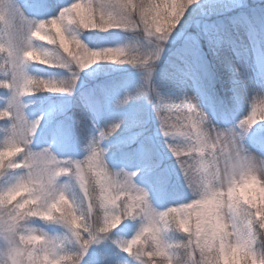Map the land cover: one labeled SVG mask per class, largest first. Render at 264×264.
I'll list each match as a JSON object with an SVG mask.
<instances>
[{
	"label": "clouds",
	"instance_id": "clouds-1",
	"mask_svg": "<svg viewBox=\"0 0 264 264\" xmlns=\"http://www.w3.org/2000/svg\"><path fill=\"white\" fill-rule=\"evenodd\" d=\"M200 2L126 0L122 7H106L108 13L118 18L117 26L112 30L131 36L128 42L116 47L90 48L79 38L78 30H92V22L84 13L79 24L68 28L64 39L70 41L73 48L79 45L78 51L87 49L95 53L93 60L86 61V67L75 63L62 46L47 49L50 52L47 59L33 55L39 65H46L50 60L70 65L77 77L80 72L102 62L128 65L140 73V85L134 93L124 95L120 106L143 101L151 109L163 147L174 160L190 196L187 202L161 210L153 206L149 192L144 189L147 203L137 214L139 228H144L155 238L157 230L152 227L153 223L166 222L159 230V247L166 250V256L155 259L151 264H264V153H253L246 144L250 131L264 126V81L247 93V85L253 77L246 68L242 70V66H233V74L238 78L234 82L245 88V95L240 100L248 105V110L226 127L213 122V117L201 107L197 95L187 92L172 95L156 82L159 63L169 41L180 28L188 10ZM79 6V0H75L61 11L75 14ZM22 8L19 0H0V49L11 48L14 36L17 37L16 44H19L18 37L25 26L19 13L14 15V10ZM48 20L54 21L55 17ZM36 48L45 50L39 45ZM117 49L123 50V54L109 61L108 56ZM6 58V55L0 56V61ZM29 76L71 85L70 78L57 80ZM76 123L82 126L84 122L78 119ZM123 124L124 121L119 120L106 124L102 129L96 128L82 159L60 158L48 148L39 151L47 149L53 159L33 161L31 168H21L9 184L0 187V193L8 192L9 204L0 208V264H61L59 257L72 250L70 233L59 238L54 245L47 242V238L52 236L31 224L33 220L46 222L38 215L29 214L13 229L9 221L14 207L23 209L39 200L40 206L47 208L56 202L58 209L64 206L94 224L99 213L90 216V211L98 209L106 191L124 196L125 191L121 187L124 173H138L111 169L106 161L107 151L102 145L103 141L115 137ZM101 132L105 133L100 143L102 159L95 166L87 165L90 143ZM3 144L4 140L0 147ZM27 151L34 152L29 146ZM20 152H25V149L18 147L8 153L0 152V157ZM77 162L82 165L83 172L74 168ZM135 177V186L141 188L136 185ZM17 185L23 186L9 191ZM124 203L126 200L121 201V207ZM113 223L118 226L119 218ZM145 264L150 262L145 261Z\"/></svg>",
	"mask_w": 264,
	"mask_h": 264
},
{
	"label": "rangeland",
	"instance_id": "rangeland-1",
	"mask_svg": "<svg viewBox=\"0 0 264 264\" xmlns=\"http://www.w3.org/2000/svg\"><path fill=\"white\" fill-rule=\"evenodd\" d=\"M74 2L75 0H54V4L47 7V11L51 12V17H54L58 15L62 8ZM19 3L25 9L29 19L34 21L43 20L42 10L33 6L34 0H19ZM247 10L246 0H210L207 11L209 15L214 17L209 20L200 19L201 21L196 23L192 32L186 28H178L167 45L156 74V82L158 84L168 76V71H166L168 57L175 54V47L179 41L180 45L176 49V55L183 62V68L180 70L177 80L178 93L187 92L188 94L197 95L200 98L201 107L213 117V122L218 123L221 127L232 125L248 110V105L240 100L245 95V88L238 82H234L238 78L233 74V66H242V70L246 68L248 74L253 77L252 82L247 85V93H251L252 89L256 88L261 81H264V19H262V26L260 27L261 24L256 23ZM225 18L229 20L236 34L234 43L229 42L230 40L228 41L221 35L218 22ZM117 39L118 42L126 43L131 39V36L126 33ZM112 43L108 44V46L112 45ZM201 46H203L204 50H201ZM4 55L6 53H0V56ZM34 61L38 63V61ZM31 62L33 61L31 60ZM0 63H3V61H0ZM164 65H166L165 68H163ZM28 68L29 65L26 67V71L30 75ZM124 72H128V74L123 83L112 91L104 92L103 97L106 109L103 113L94 112L86 95L88 87L102 89L97 83L99 80L89 76L86 81L81 72L70 94L60 97L57 93L41 92L24 97L22 102L25 105L24 114L27 120L31 122L38 117H43L29 147L34 152L48 148L60 158L82 159V156L73 154L72 147L66 152L62 144L63 141H69L70 132L66 121L73 97L76 95L79 96L84 106L91 112L90 119L92 118L91 122L94 129H102L116 117H131V121H133L131 130L133 135L139 138L137 163L142 164V169H145L146 167L144 166L148 164L147 168L151 172L145 176L149 171L143 170V176L140 179L135 177V183L138 187L148 191L153 206L161 209V205L159 203L157 205L155 202V194L159 193L158 188L161 186V182L167 181L173 185L179 184L181 187H184V185L175 164L170 162V153L163 147L158 124L153 117L151 109L143 101L137 102L139 110L132 113H127V111L136 101L129 103L126 107L120 106V100L124 95L126 93H134L141 83V75L135 69L127 65L121 73ZM214 77L216 81L211 83ZM44 78L68 79L70 78V71L63 68L61 71H54L53 74H49ZM3 79H6V76L3 70H0V80ZM219 87L223 90V98L221 100H219L217 95ZM9 97L10 92L7 89L0 88V102L3 108L6 107ZM42 102H47V104L42 105ZM113 107L115 110L112 109ZM47 112L56 115L54 125L47 122ZM255 129L257 134L249 133L246 144L253 153L261 154L264 153V145L258 143V137L264 135V126H257ZM148 133H152V135L150 136ZM3 140L4 138L0 139V143H3ZM148 140L153 143L150 155H157V161H144V149ZM118 141L124 142L122 138ZM37 142H39L38 145ZM61 150L65 152V155H63ZM15 158L13 157V159ZM106 161L111 169L120 170L113 167L107 157ZM124 170L128 172L134 171L130 169ZM19 171H16V175L19 174ZM9 175L11 174L6 172V175L4 174L3 176L7 178L10 177ZM4 177L0 178V181L4 180ZM61 179L64 180L66 178ZM129 219H125L124 224ZM31 224L52 237L61 238L68 234L67 229L59 224L46 223L39 220H33ZM113 235L119 240L129 239L122 227L113 232ZM115 237L108 235L106 239L92 245L91 248L94 251L103 246L108 249L114 248L115 244L113 241L116 240ZM82 264L89 263L85 260ZM121 264L133 263L130 258L124 255ZM135 264H140V262L137 261Z\"/></svg>",
	"mask_w": 264,
	"mask_h": 264
},
{
	"label": "snow or ice",
	"instance_id": "snow-or-ice-1",
	"mask_svg": "<svg viewBox=\"0 0 264 264\" xmlns=\"http://www.w3.org/2000/svg\"><path fill=\"white\" fill-rule=\"evenodd\" d=\"M126 0H79V7L75 9V14L71 11H61L54 16L55 20H39L34 21L27 17L25 9H15L14 15L19 13L22 24L25 26L19 35V44H16L17 37H13V46L11 48L0 49V53H6V59L0 63V70H3L6 79L0 80V88L7 89L10 92V97L6 107L0 109V120L9 121L10 124L5 130L4 144L0 147V152L8 153L15 148H23L25 152L14 153L13 155H4L0 157V178L11 170L17 171L21 168H31L33 161L37 159L47 158L52 160L50 152L46 149L44 152H28L27 148L32 142V138L36 135L39 125L43 119L40 117L38 121H29L25 117V105L22 99L27 96H32L36 93H59L70 94L72 86L77 82L78 77L71 71V66L62 62L50 60L46 66L68 69L70 71L71 85L67 82L42 81L30 77L26 71L29 61L35 60L34 55L48 58L50 52L41 51L36 48L33 38L46 41L53 48L62 46L65 54L74 59L81 67H86V61L93 60L95 53L87 49H80L77 45L72 47L70 41L64 39V34L73 24H79L80 17L87 13L92 22V30L94 31H109L117 26V17L108 13L105 9L108 6L122 7ZM36 8L42 6V0H34ZM111 21V23H110ZM14 23V21H13ZM58 42V46H57ZM123 50L117 49L115 53L108 56V60H114L117 56L122 55ZM59 58H57L58 60ZM255 129V128H254ZM253 129L250 131V133ZM105 138V133L101 132L99 137L95 138L90 143V153L85 162L87 165L95 166V163L102 159L103 151L100 148V143ZM258 143L264 145V135L258 137ZM13 157H16L13 159ZM74 168L81 169L82 165L77 162ZM137 174L124 173L121 187L124 189V196H118L108 190L104 193L99 201V207L93 208L90 211V216L97 212L96 222L93 224L85 220L79 214H74L66 207L57 208L56 202L48 205L47 208L40 206L39 200L31 206L13 208V215L10 217V225L15 228L20 222L28 218L29 214L38 215L46 221V223L59 224L64 226L71 235L70 244L72 250L63 253L59 258L61 264H81L89 248L106 239L109 234L115 232L125 219H137V214L146 206L147 197L144 189L137 188L134 184V177ZM23 185H17L16 188L9 191H16ZM8 192L0 193V208L9 206L7 200ZM126 200V203L121 207V201ZM119 218L120 224L114 226V221ZM165 221L154 222L152 227L157 230L156 237L146 231L144 228H139L135 235L128 240L116 239L113 241L120 251L126 253L129 257L139 261L140 264H145V261L153 262L155 259L164 258L166 250H161L159 247V230L165 226ZM58 237H49L47 242L55 244ZM151 244V248L149 245Z\"/></svg>",
	"mask_w": 264,
	"mask_h": 264
},
{
	"label": "trees",
	"instance_id": "trees-1",
	"mask_svg": "<svg viewBox=\"0 0 264 264\" xmlns=\"http://www.w3.org/2000/svg\"><path fill=\"white\" fill-rule=\"evenodd\" d=\"M248 12L251 15V17L258 23L261 24L262 19H264V0H246ZM210 4V0H201L199 4L193 5L188 12L185 15L184 20L181 23L182 28L187 27V29L190 28L192 30V27L194 24L201 18L208 20L213 18L214 16H211L208 14V7ZM69 6V5H68ZM43 8V4L41 6ZM203 8V9H202ZM49 12L46 14L44 13V20H48L51 18V15H48ZM220 25L221 33L222 35L230 40L232 43L236 40V34L227 18L221 20L218 22ZM262 24L260 25V27ZM123 33L120 30H112L110 32L102 33L98 31L94 32H84V31H77V35L79 38L90 48H100V47H116L121 46L125 44L124 42H118L117 38H119ZM117 39V40H116ZM34 42L36 45H39L43 48L51 50L53 47L52 45H48L46 41H40L34 38ZM111 42L112 45L108 46ZM205 44V42H204ZM58 46V42H57ZM176 48V47H175ZM202 50L204 48L202 47ZM175 56H172L170 58V62L168 63V76L162 80V82L159 84L166 93L176 95L178 94V86H177V80H178V71L175 72V70L182 65L181 61ZM33 62H29V71L32 76L37 77H45L49 74H53L54 71H61L63 68L58 67H48L46 65H39L34 60ZM127 65H113L106 62H102L100 64L94 65L92 68L87 69L83 72H81L87 81L89 76L91 78H95L96 80H99L100 84L104 86V90H111L115 85L119 84L123 78H125V74L127 72L121 73L124 70V67ZM167 68V67H166ZM215 77L213 79V82H215ZM91 90V88L89 89ZM221 90V89H220ZM219 91V90H218ZM60 97L65 96L66 94H59ZM101 89H96L91 96V101L97 111L102 110L101 105ZM221 96V93L219 91V97ZM222 99V96L221 98ZM135 105H132L129 107L127 113H132L133 111H138L139 107L137 102H134ZM0 109H3L1 102H0ZM115 110V108H114ZM71 119L67 121V128L70 132V141L67 144L68 147L75 146L77 148H81V151L83 154H85V149L87 146V143L89 139H91V132L94 131L92 123L89 119L90 114L85 109V107L80 102V99L78 96L74 97L72 102V108L70 110ZM49 117L46 119H51L53 117H50L52 114H48ZM54 116V115H53ZM80 119L83 120L82 126H77L76 121ZM124 124L120 132L113 138H111L108 141H105L104 145L107 146L108 151V157L110 158L112 164L115 167H119L118 164H120V160L124 161V164L127 166L125 169L134 170L137 172L136 178L138 176L142 177L143 174L135 169V153H134V138H132V145H129L128 147L115 145L113 143V139L117 138L120 135L128 134L130 133V117L125 118ZM9 126V121H3L0 120V139H3L5 137V130ZM256 130L253 129L252 134L255 133ZM67 148V147H64ZM151 151V145H149L146 149V159L149 161L154 160L157 157L155 155H150L149 152ZM81 154V153H80ZM171 163H174V160L170 159ZM7 173H10V177H4L5 179L0 181V187H4L7 184H9L14 176H16V171H7ZM150 174V172L146 173V175ZM6 175V173H5ZM184 188V189H183ZM159 193L155 194V198L157 202L161 205V207L164 209L168 206H171L173 204L181 203V202H187L190 199V196L188 192L186 191L185 187H181V185L177 184L175 186H172V183H168L167 181H162L161 186L158 188ZM140 226V222L138 219H129L127 223L124 224V222L121 224L120 227L123 228V230L127 233L129 239H131L136 231H138ZM113 237V233L109 234ZM175 238V237H170ZM117 239V237H115ZM124 255H127L119 250L118 247L114 248H106V247H100L97 250L94 251L91 247L88 250L87 255H85L81 261V264L83 261H87L89 264H121L123 261ZM128 256V255H127ZM131 259L132 263L135 264L137 261L129 257Z\"/></svg>",
	"mask_w": 264,
	"mask_h": 264
}]
</instances>
